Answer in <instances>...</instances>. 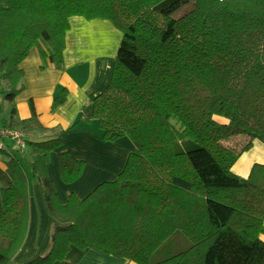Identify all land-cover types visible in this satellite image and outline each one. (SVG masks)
Wrapping results in <instances>:
<instances>
[{
  "label": "trees",
  "instance_id": "obj_1",
  "mask_svg": "<svg viewBox=\"0 0 264 264\" xmlns=\"http://www.w3.org/2000/svg\"><path fill=\"white\" fill-rule=\"evenodd\" d=\"M73 16L108 20L121 33L92 119L99 139L127 137L133 147L115 179L62 202L47 155L64 132H89L90 120L47 127L31 101L30 116L18 118L14 98L33 46L41 67L62 69ZM64 98L62 89L52 108ZM0 100L11 103L5 126L26 134L54 220L48 250L14 261L28 228L29 178L17 152H6L0 264H73L72 247L134 264H264V163L246 176L232 170L254 140L264 144V0H0ZM83 168L58 153L62 182Z\"/></svg>",
  "mask_w": 264,
  "mask_h": 264
},
{
  "label": "crops",
  "instance_id": "obj_2",
  "mask_svg": "<svg viewBox=\"0 0 264 264\" xmlns=\"http://www.w3.org/2000/svg\"><path fill=\"white\" fill-rule=\"evenodd\" d=\"M69 28L65 33L62 69L50 64L41 67L42 60L38 49L32 47L28 55L19 63L23 71L25 88L14 98L16 115L20 119L30 116L29 103L32 102L39 121L47 127L68 128L80 114L90 120L89 132L66 131L63 144L47 155V173L55 189L64 202L69 192L84 197L98 183L116 178L123 169L133 145L127 137L114 142L102 141L95 133L98 129L92 119V100L102 92L110 81L116 51L121 39L120 31L108 20L85 19L73 16L68 19ZM65 90L63 102L52 108V102L59 92ZM2 122L5 126L11 111V103L0 100ZM14 128V127H13ZM18 129V128H17ZM254 140L250 150L244 152L232 166V170L246 176L254 163H264V145ZM10 145V142H9ZM252 159L246 161L249 152ZM28 145L25 150H28ZM15 149L0 151V188L10 183L5 169V153L22 156L20 161L29 178V222L22 247L14 261H22L35 255L44 254L50 244L54 220L46 211L42 189L36 176L30 170L28 151ZM67 151L75 158L84 161L81 175L71 183H64L58 172V153ZM0 199V208H1ZM264 239V235H262ZM67 259L73 264H134L124 257L105 254L93 249L71 248Z\"/></svg>",
  "mask_w": 264,
  "mask_h": 264
},
{
  "label": "built area",
  "instance_id": "obj_3",
  "mask_svg": "<svg viewBox=\"0 0 264 264\" xmlns=\"http://www.w3.org/2000/svg\"><path fill=\"white\" fill-rule=\"evenodd\" d=\"M26 146V134L23 131L9 126H0V150L12 148L23 152Z\"/></svg>",
  "mask_w": 264,
  "mask_h": 264
},
{
  "label": "rangeland",
  "instance_id": "obj_4",
  "mask_svg": "<svg viewBox=\"0 0 264 264\" xmlns=\"http://www.w3.org/2000/svg\"><path fill=\"white\" fill-rule=\"evenodd\" d=\"M182 9V11H180V9L177 11V12H175L174 13V16H177L178 14H180V13H182L186 8H181ZM2 122V113L0 112V123ZM258 143H260V142H258ZM260 145H264V144H261L260 143ZM262 147H264V146H262ZM250 150V149H249ZM25 151H28V150H25ZM260 150L258 149V147H256L255 149H254V152H249V155L247 156V158H246V161H250L251 159H252V155H253V153H257V152H259ZM17 156L19 157V159H20V161H21V159H22V156H20V154H17ZM22 162V161H21ZM12 264V263H11Z\"/></svg>",
  "mask_w": 264,
  "mask_h": 264
}]
</instances>
